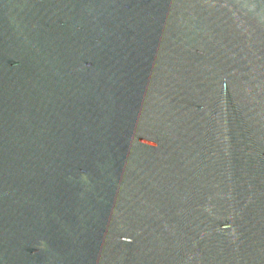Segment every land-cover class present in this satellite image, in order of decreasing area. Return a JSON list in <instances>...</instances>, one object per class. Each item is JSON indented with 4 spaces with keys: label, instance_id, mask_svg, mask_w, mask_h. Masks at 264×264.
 Segmentation results:
<instances>
[{
    "label": "water",
    "instance_id": "1",
    "mask_svg": "<svg viewBox=\"0 0 264 264\" xmlns=\"http://www.w3.org/2000/svg\"><path fill=\"white\" fill-rule=\"evenodd\" d=\"M0 264H264V0H0Z\"/></svg>",
    "mask_w": 264,
    "mask_h": 264
}]
</instances>
